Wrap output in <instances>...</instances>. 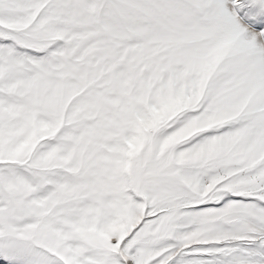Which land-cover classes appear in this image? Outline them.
<instances>
[{
  "label": "snow or ice",
  "instance_id": "6c2138e0",
  "mask_svg": "<svg viewBox=\"0 0 264 264\" xmlns=\"http://www.w3.org/2000/svg\"><path fill=\"white\" fill-rule=\"evenodd\" d=\"M0 264H264V0H0Z\"/></svg>",
  "mask_w": 264,
  "mask_h": 264
}]
</instances>
